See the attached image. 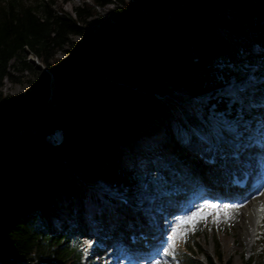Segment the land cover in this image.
<instances>
[{
	"label": "trees",
	"instance_id": "obj_1",
	"mask_svg": "<svg viewBox=\"0 0 264 264\" xmlns=\"http://www.w3.org/2000/svg\"><path fill=\"white\" fill-rule=\"evenodd\" d=\"M185 1L173 13L183 29L169 19L152 30ZM63 5L58 0H0V264H92L82 262L71 224L95 210L105 213V205L99 210L103 199L116 212L111 192L136 199L135 164L143 160L135 161L111 141V134L118 133L113 115L128 125L133 117L127 111L137 107L158 121L164 134L173 121L183 130L190 126L204 133L208 116L249 117L242 105L219 92L248 72L264 74V0H82L73 13ZM106 5L114 6L116 25L73 64H58L57 52L72 44L71 35H83L97 8ZM12 68L37 75L29 92L3 93L2 80L13 81ZM50 74L63 78L54 101L65 104L48 115L42 128L62 127L60 147L45 146L40 131L11 138L44 120ZM149 76L169 85L182 102L174 106L142 92ZM186 99L201 102L189 106ZM157 136L137 132L134 137L154 144L163 139ZM50 152L60 153L72 175L91 184L66 174L48 159ZM184 256V264L193 263ZM254 263L253 255L242 262Z\"/></svg>",
	"mask_w": 264,
	"mask_h": 264
},
{
	"label": "rangeland",
	"instance_id": "obj_2",
	"mask_svg": "<svg viewBox=\"0 0 264 264\" xmlns=\"http://www.w3.org/2000/svg\"><path fill=\"white\" fill-rule=\"evenodd\" d=\"M58 1L64 4L63 7L66 11L73 13V7L80 4L82 0ZM97 13L98 14L95 16L94 22L84 30L83 35H71L72 44L64 46L63 49L57 52L56 56L59 59L58 64L61 65L63 60L68 62V64H73L80 55H82L89 47H91L96 37L103 35L109 28L116 25V13L114 11L113 5L99 7L97 8ZM173 13L168 18V15L165 13L161 20L167 22L170 19L179 23V21L173 17ZM155 23L156 25L154 24L152 30L161 24V22L158 23V21ZM179 26L181 29L184 28L181 24ZM254 48L256 47L254 46ZM30 57H32V55L28 56V58ZM42 69L48 72L45 68ZM11 73L14 76L13 81L9 79L2 80L1 90L7 95L14 97L25 94L29 92L37 82V75L35 73L22 71L19 68H12ZM105 79L106 75L103 76L102 82ZM260 79H258L257 76L253 75L252 73H249L244 77L243 80L230 83L224 89H222L223 94L233 95L237 101H241V105L245 108L249 117H245L243 121L240 119L227 120L226 122H223L225 125L221 123L222 120L220 118L211 117L210 119L214 121L213 127H208V131L204 133H201L197 130L194 131L190 126L187 130H183L175 121H173L170 123L169 132L164 134L160 123L158 121H153L150 116L144 114L137 107H132L129 109V111H127L128 114L132 115L133 117V121L129 122L128 125L124 123L125 119H115V115L112 116L115 121L114 126L118 129V133L117 135L111 134L113 136L111 137V141L116 145L120 144L119 147H122L123 151H130L135 161H137L139 157H143L141 164H138V162L135 164L136 172L139 175V185L135 188V193L137 194L136 199L131 200V202L133 201L132 203L139 208L138 212L133 214L138 215V217L133 219L126 218L128 214L126 208H124L126 211L125 213L119 209L117 212L118 214H109L111 218H104L107 220V222L102 224H99V216L96 215L97 210H95L94 213H91L86 221L81 216H77L75 222H72L70 230L73 234L72 238L74 239L73 243L75 244L76 250L82 252V259L85 262L88 261L92 264L106 263V260H102L103 254L106 253L102 244L107 243L108 235L111 236L116 234V232L119 230L118 225H120L119 227H124L123 225L126 222H134L132 224V227L134 228L140 227L141 225L149 226L152 224L151 226H154L152 218L148 219L147 217L149 216L146 215L147 213L151 216L156 215L157 210L159 207H161V205L158 204V206L156 203H151V200L155 198V193L152 192V184H149V180L151 178H149L150 176H148V174L153 172L154 168L160 170V167H164L166 165L164 163L166 162L180 165L181 160H183L186 164H189V160L184 159L182 151L180 149H175L176 147L172 145V142L171 144L168 143L169 146H167V149L162 147L163 143H167L173 139L186 141L189 140V138L192 139V137L194 138L198 135L203 146L209 147L214 144L216 133L227 132L231 129L238 131L241 134L243 139L242 141L244 143L243 154L247 156H244V159H246L245 162L249 161L250 158L253 157V154L248 148L252 146L254 148L256 147V149H259L262 147V143L264 142V135L262 134L264 125H259L260 116L264 112V77H261ZM62 80V77L55 79V77L50 74L49 97L45 104L44 120L40 125L32 126L30 129H27L28 132H38L44 126L48 115H50L52 111H55L59 105L65 104L64 102L56 103L54 101V98L57 96L60 89ZM114 81L116 82V80ZM259 83L262 85V87H259ZM240 86H246L247 89L245 92L250 95H246L247 93L245 92L239 93L237 88ZM140 89L142 92L147 93L151 98L158 99L174 106H177V103L182 102L180 97L174 96L175 91L169 85H166L163 81H160V79L155 76H149L141 85ZM187 104L191 106L192 104H197V101ZM137 132H139L141 135H158L157 137H162L163 139H158L154 144H150L148 139L145 137L141 139V141H137L134 137L137 135ZM190 145H187L186 148H188ZM173 147L174 149H172ZM160 148L161 150L158 151ZM50 155H48L49 160H56L63 167L66 174L72 175L60 153L50 152ZM155 159L156 162L153 165L152 163ZM151 160L152 162L149 163ZM169 168H171L170 165ZM72 176L75 177L80 183L87 185L91 184L86 178L80 177L78 175ZM111 194L112 193H110V195ZM104 203L107 202L102 201V210H104ZM228 205L229 202H227V206ZM225 210V208L220 207L211 211V214L208 215L205 220L198 222L195 227H192L191 225H185L181 230L182 233L185 234H182L180 238L176 240L175 249L168 247L167 244L164 245L162 251L157 252L158 256H165V258H162L163 261L161 259V263L184 264V253H186L188 258L193 261L192 264H228V262L230 264H242L243 260L250 255H253L255 258L256 263L254 264H264V234L253 236L252 241L243 240L241 238V231L237 222L233 221L232 219H223V215L226 213H232L227 210L225 213ZM160 211L163 212L162 209ZM162 214L167 216L165 213ZM217 215H220L222 220H220V222H213L212 217ZM100 217L103 218L107 216L103 214ZM138 220L140 223L137 225L136 222H138ZM169 225H171L170 222H166V224L162 226V230L165 231L170 228ZM95 245L99 250L102 249L104 251H96V249H91L92 246ZM124 261L127 260L123 258L121 263L123 264ZM137 262H134L133 264H137Z\"/></svg>",
	"mask_w": 264,
	"mask_h": 264
},
{
	"label": "bare ground",
	"instance_id": "obj_3",
	"mask_svg": "<svg viewBox=\"0 0 264 264\" xmlns=\"http://www.w3.org/2000/svg\"><path fill=\"white\" fill-rule=\"evenodd\" d=\"M259 125L260 126L264 125V112L260 116ZM262 134L264 135V128L262 130ZM171 142H172V145H174V147H176L175 149H180L182 152L187 147V145L182 144V142L178 139H173L172 141H168L167 143H163V144L161 142L162 147L167 149V146H169L168 143L171 144ZM197 144L199 146H201L202 148H204L202 143L201 142L199 143L197 141L196 137H194V138L192 137L190 146H194L195 148H197ZM174 147L172 149H174ZM169 149H171V148H169ZM205 149H207V151H210L211 153L213 151H219L220 149H225V150L230 151V149H227L225 146H221L218 142L215 143L210 148H205ZM248 149L253 154V157L250 158V160L247 161V163H245V165L248 167V170L250 171V175H251L252 183L249 185V187L246 190L235 189V190L227 191L226 193L224 191H222L221 188L215 187V189H214L211 187V190L208 189L207 192H208V195L210 197L218 196V197H221L224 199V201H223L224 203H222L221 207L225 208L227 211L232 212V213H229V214L226 213L225 215H223V219H226V220L232 219L233 221H236L240 227L241 238L243 240H246V241H252L253 236L264 234V142L262 143V147L259 149H256V147L254 148L252 146L249 147ZM160 150H161V148L158 151H160ZM187 152L188 151H186L185 154H187ZM211 153H209V154H211ZM188 154L192 155V153H190V152H188ZM188 154L186 155V157H189ZM240 159H241V157H240ZM220 160H221V158L219 159V161ZM157 161H158V159H157ZM151 162H152V160L149 161V163H151ZM155 162H156V159L153 161L152 164L154 165ZM198 163L201 164L202 166H204V168H206V167L213 168L214 166L217 167L219 165V164L208 165V164L202 162V160H200ZM169 165L172 169V173H170V171L167 168L163 169L161 171V173H159L160 177L156 176V175L153 176L150 179L149 184L154 183L153 185H156L155 183H157V180L160 179L162 176H168V179H170L175 174V172H180V174L176 175V177L177 176L179 177V175L186 177V176H188L189 169L191 168L189 166V164H186V163H184L182 165L181 164L176 165V163L175 164L169 163ZM214 170L215 169H212V172ZM207 171L208 170H206V172ZM185 177H183V178H185ZM213 178L215 180L219 181V179L217 177L214 176ZM168 189H171V186H168V188H162V189L160 188V190H156V191L164 192ZM232 196H236L235 197L236 199H234V200L229 199ZM218 197H215V198H218ZM156 198L158 199L159 196ZM182 198H183L182 200H184V197H182ZM159 200H160V198L157 201H159ZM237 201H240V203L236 204ZM227 202H229L228 206H227ZM126 209H127L128 213L130 211L138 212V208L135 209V208L129 207ZM160 210H161V207H159V209L157 210L156 215L151 216L148 213L146 215V216H149V218H152V220L154 222V226L157 228V230H156V228L154 226H151L152 225L151 224L149 229H152L156 233H160V230L163 229L162 226L165 225L166 222L168 223V221L169 222L171 221V217L170 216H164ZM196 211H198L197 208L194 209L192 211V213L196 212ZM205 211H207V209H205ZM103 214H105L107 217L101 218L100 216H102ZM103 214H98L99 224L107 222V220L104 218H109V219L111 218L109 216V213L106 210H105V213H103ZM126 218H128V215L126 216ZM220 220H222V217L220 215L212 217L213 222L214 221L220 222ZM119 226L120 225H118L119 230L121 228H125L127 226V222L123 225L124 227H119ZM111 236L112 237H110V239H108L107 244L104 245L106 253L103 254L102 260L103 261L106 260L105 264H122L121 261L124 258L125 254H123V251H120L118 249H112L111 247H109V243L111 242L110 244H112L117 239L116 234H113ZM175 247H170V248L175 249ZM157 252L155 250L151 251V252L140 251L137 254L133 255V257L136 259H139L138 261L142 260L143 261L142 264H162L161 259L165 258V256L163 255L164 251L162 253L163 257L161 255L158 256ZM173 253H174V251H173ZM162 261H163V259H162ZM133 263H130V264H133Z\"/></svg>",
	"mask_w": 264,
	"mask_h": 264
},
{
	"label": "snow or ice",
	"instance_id": "obj_4",
	"mask_svg": "<svg viewBox=\"0 0 264 264\" xmlns=\"http://www.w3.org/2000/svg\"><path fill=\"white\" fill-rule=\"evenodd\" d=\"M205 208L216 210L213 205H206ZM226 213V210H225ZM211 214V211H205L203 208L193 213L191 216L182 217L176 222V227L171 230V235L168 236V247H175L176 240L180 238L182 234V229L185 225H191L195 227L198 222H201Z\"/></svg>",
	"mask_w": 264,
	"mask_h": 264
},
{
	"label": "water",
	"instance_id": "obj_5",
	"mask_svg": "<svg viewBox=\"0 0 264 264\" xmlns=\"http://www.w3.org/2000/svg\"><path fill=\"white\" fill-rule=\"evenodd\" d=\"M191 1H193V0H191ZM185 3H186V1L183 2L182 4H180V6H178V7H176V8H173V9H171L170 11L166 12V14H168L167 18L170 17L174 11L179 10V9H180ZM160 22L162 23V22H164V21H162V20L158 21V23H160ZM158 23H157V24H158ZM155 25H156V23H155ZM32 57H33V56H32ZM32 57H30V58H28V59H29L30 61H32V62H35V64H36L38 67L43 68V66H42V65L36 60V58H32ZM25 131H27L26 128H25V129H20L19 131L13 133V134L11 135V138H15L16 136L22 134V133L25 132Z\"/></svg>",
	"mask_w": 264,
	"mask_h": 264
}]
</instances>
